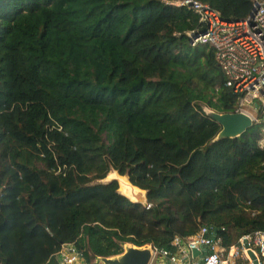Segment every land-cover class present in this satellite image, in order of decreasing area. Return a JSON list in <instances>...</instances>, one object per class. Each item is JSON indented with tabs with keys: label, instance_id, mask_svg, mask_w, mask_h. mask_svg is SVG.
Returning <instances> with one entry per match:
<instances>
[{
	"label": "trees",
	"instance_id": "1",
	"mask_svg": "<svg viewBox=\"0 0 264 264\" xmlns=\"http://www.w3.org/2000/svg\"><path fill=\"white\" fill-rule=\"evenodd\" d=\"M178 1L0 0V264L264 230V122L216 139L206 110L235 112L238 94ZM198 1L238 21L255 0ZM112 168L149 207L96 183Z\"/></svg>",
	"mask_w": 264,
	"mask_h": 264
},
{
	"label": "built area",
	"instance_id": "2",
	"mask_svg": "<svg viewBox=\"0 0 264 264\" xmlns=\"http://www.w3.org/2000/svg\"><path fill=\"white\" fill-rule=\"evenodd\" d=\"M176 5H186L200 15L205 30L193 38L191 44H210L216 50V60L223 68L227 84L238 94L235 112H244L259 121L264 112V0H255L250 15L242 20L229 21L209 4L198 0H183ZM210 235L207 226L198 233L184 238L176 236L174 250L153 246L149 264H235L243 255L250 259L249 249L257 256V264H264V230L243 235L238 242L225 247L221 239ZM198 261L193 250H202ZM58 264H89L74 243L64 244L56 255ZM252 260V259H251Z\"/></svg>",
	"mask_w": 264,
	"mask_h": 264
},
{
	"label": "water",
	"instance_id": "3",
	"mask_svg": "<svg viewBox=\"0 0 264 264\" xmlns=\"http://www.w3.org/2000/svg\"><path fill=\"white\" fill-rule=\"evenodd\" d=\"M198 34H193L192 39ZM208 115L218 121L222 129L216 139L236 138L245 133L252 127L254 120L251 116L244 112H218L211 108L206 110ZM117 181L118 191L121 195L127 197L133 203L142 204L144 207H149L148 191L135 185L128 174H121L119 170L112 168L106 177L97 180V184H108ZM126 187V191L124 188ZM123 251L111 256H98L91 254L88 259L91 264H149L153 255L152 244L137 246L130 242L121 244ZM202 250H193L194 256L200 255ZM248 254L250 259L257 263V256L253 250L249 249Z\"/></svg>",
	"mask_w": 264,
	"mask_h": 264
},
{
	"label": "crops",
	"instance_id": "4",
	"mask_svg": "<svg viewBox=\"0 0 264 264\" xmlns=\"http://www.w3.org/2000/svg\"><path fill=\"white\" fill-rule=\"evenodd\" d=\"M212 237L215 238L214 235H212ZM202 252L205 253L206 252V247H202ZM199 257H201L200 255H198ZM196 256L193 258V261H198L199 260V257ZM236 263L235 264H257L255 263L253 260L243 256V255H240L236 258ZM56 264H58V258L56 257ZM89 264H91V262H89Z\"/></svg>",
	"mask_w": 264,
	"mask_h": 264
},
{
	"label": "rangeland",
	"instance_id": "5",
	"mask_svg": "<svg viewBox=\"0 0 264 264\" xmlns=\"http://www.w3.org/2000/svg\"><path fill=\"white\" fill-rule=\"evenodd\" d=\"M259 121H263L264 122V112L259 114ZM262 144H264V140L261 141Z\"/></svg>",
	"mask_w": 264,
	"mask_h": 264
},
{
	"label": "bare ground",
	"instance_id": "6",
	"mask_svg": "<svg viewBox=\"0 0 264 264\" xmlns=\"http://www.w3.org/2000/svg\"><path fill=\"white\" fill-rule=\"evenodd\" d=\"M124 190L126 191V187L124 188Z\"/></svg>",
	"mask_w": 264,
	"mask_h": 264
}]
</instances>
